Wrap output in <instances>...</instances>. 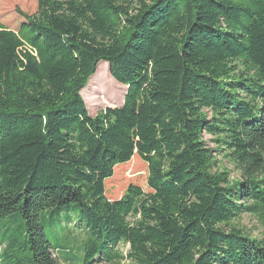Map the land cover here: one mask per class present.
Here are the masks:
<instances>
[{"label":"trees","instance_id":"obj_1","mask_svg":"<svg viewBox=\"0 0 264 264\" xmlns=\"http://www.w3.org/2000/svg\"><path fill=\"white\" fill-rule=\"evenodd\" d=\"M36 5L0 20V264H264V0ZM100 61L126 90L91 116ZM64 213L85 238L59 257L42 220Z\"/></svg>","mask_w":264,"mask_h":264},{"label":"rangeland","instance_id":"obj_2","mask_svg":"<svg viewBox=\"0 0 264 264\" xmlns=\"http://www.w3.org/2000/svg\"><path fill=\"white\" fill-rule=\"evenodd\" d=\"M36 0H0V20L7 27H15L20 20V16L17 9L31 14L36 11ZM126 86L120 85L113 80L109 74V69L107 63L100 61L97 66V71L93 74L86 84V86L81 91V96L86 104L89 115L94 116L98 112L104 110L107 107H118L123 103V97L125 94ZM210 112H208V116ZM203 138L206 140V145L212 149V153L216 160L215 168L217 170L224 169L229 172L231 178L237 177V173L228 160V158L223 156L222 152L216 151V144L213 142L212 137L203 134ZM138 163L137 161H132L129 165ZM127 170H117L115 179L107 184V196L109 198L119 197L127 183L130 180H134L140 183L144 176L145 171H141L140 176L134 178H127ZM68 216L64 213L58 217L51 219H43L42 226L50 242L58 247L59 257L65 255V250L63 248L76 245V236L78 243H80L85 238V233L78 229L72 234L74 230L78 227L76 221V215L72 216V222H66ZM232 224L241 228L244 232L249 233L252 237L259 235L260 225L256 217L249 214H243L240 217L234 219ZM17 227V224H15ZM3 232L2 227H0V234ZM74 235V236H73ZM125 245H120V250H125ZM4 256V255H3ZM122 264H130L125 261Z\"/></svg>","mask_w":264,"mask_h":264}]
</instances>
